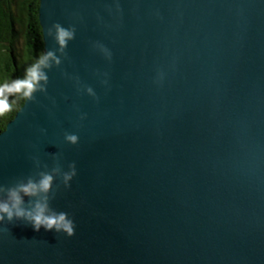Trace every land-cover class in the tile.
Instances as JSON below:
<instances>
[{
	"label": "water",
	"instance_id": "obj_1",
	"mask_svg": "<svg viewBox=\"0 0 264 264\" xmlns=\"http://www.w3.org/2000/svg\"><path fill=\"white\" fill-rule=\"evenodd\" d=\"M39 18L60 63L0 132V183L75 162L51 201L75 234L0 222V264H264V0H40Z\"/></svg>",
	"mask_w": 264,
	"mask_h": 264
},
{
	"label": "clouds",
	"instance_id": "obj_2",
	"mask_svg": "<svg viewBox=\"0 0 264 264\" xmlns=\"http://www.w3.org/2000/svg\"><path fill=\"white\" fill-rule=\"evenodd\" d=\"M54 28L55 33L52 28L48 29V33L54 35L60 50L63 51L68 42L74 39L75 29L66 28L59 23H56ZM53 59L56 64L60 63L55 53L48 51L26 69L24 78L0 85V115L12 110V104L9 103L7 96L20 95L25 99L35 100V93L46 90L49 77L45 69L52 67L50 60ZM87 91L94 95L90 87ZM65 139L71 144L79 142V136L73 133H66ZM37 167H39L38 161ZM76 175V164L72 162L68 170L57 164L50 170H40L35 175L20 178L12 184L0 183V222L24 221L37 232L43 228L46 231L62 232L68 236L74 235L73 218L65 211H57L52 207L51 201L55 195L54 186L57 178L59 177L65 186L70 187V182Z\"/></svg>",
	"mask_w": 264,
	"mask_h": 264
},
{
	"label": "trees",
	"instance_id": "obj_3",
	"mask_svg": "<svg viewBox=\"0 0 264 264\" xmlns=\"http://www.w3.org/2000/svg\"><path fill=\"white\" fill-rule=\"evenodd\" d=\"M39 7L40 0H0V85L24 78L26 69L44 55ZM7 99L12 110L0 115V132L26 100L20 95Z\"/></svg>",
	"mask_w": 264,
	"mask_h": 264
}]
</instances>
